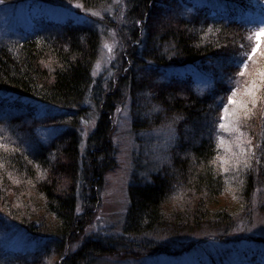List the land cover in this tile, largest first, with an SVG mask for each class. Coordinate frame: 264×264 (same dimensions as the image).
Returning a JSON list of instances; mask_svg holds the SVG:
<instances>
[{"label": "trees", "instance_id": "trees-1", "mask_svg": "<svg viewBox=\"0 0 264 264\" xmlns=\"http://www.w3.org/2000/svg\"><path fill=\"white\" fill-rule=\"evenodd\" d=\"M161 1L153 9L156 0H5L10 5H79L92 14L78 25L62 24L58 33H49V21L40 18L19 38L0 43V223L12 220L34 242L42 237L44 254L56 248L55 264L68 259L71 243L79 240L86 222L84 216L76 215L77 190L88 186L92 190L107 166L110 119L118 106L112 103L114 84L130 88L137 106L134 119L144 118L140 129L164 124L175 134L163 162H149L141 153L134 161L122 227L129 240L122 242V249L145 252L149 257L156 248L169 251L157 245V238L175 239L204 230L197 239L200 242L220 239L218 232L226 238L233 220L250 219L255 197L259 200L256 211L264 215V154L249 157L237 170L223 167L218 159L220 110L239 79L232 58L252 48V40L242 41L252 26L237 19L245 12H255L256 7L244 0H212L233 14L224 16L218 8L204 7L185 18L166 10L169 7L164 9L167 2L172 8L183 4ZM112 2L116 3L107 23L97 13ZM152 10L159 14L155 20ZM108 27L117 37L122 63L110 76V93L97 97L92 66ZM260 51L264 47L253 57L259 60L253 72L262 74L257 79L258 106L250 113L256 125L254 139L264 138V56ZM210 57L218 64L215 71L225 69L229 77L225 82L221 75L209 91L194 93L191 78H179L171 71L165 75L168 66L189 68ZM154 73L164 76L158 87L149 85ZM91 103L99 110V122L82 149L80 121L88 117ZM35 105L57 112L51 121L58 131L47 143L18 127V106L29 109ZM90 197L95 201L93 194ZM109 244L114 249L111 241L104 245L96 238L83 239L66 264H90L110 251ZM9 259L0 264L28 262Z\"/></svg>", "mask_w": 264, "mask_h": 264}, {"label": "rangeland", "instance_id": "rangeland-1", "mask_svg": "<svg viewBox=\"0 0 264 264\" xmlns=\"http://www.w3.org/2000/svg\"><path fill=\"white\" fill-rule=\"evenodd\" d=\"M244 1L249 2L256 8L255 12H245L243 15L241 13V19H237L239 22H248L252 26L250 29H246L244 33L247 36L242 37V41L252 40V47H255L257 43L255 33L264 24V0ZM177 2L183 4L181 5L183 7H179L180 4H178L172 8L167 2L165 5L163 4L164 9L169 7L166 10L185 18L195 15L198 10L204 7L218 8V12H222L224 16L233 14L232 12H226L223 7L220 9V5L215 4L212 0H177ZM115 3L112 2L106 8H103L97 13L98 17H102V19L106 17L107 23L111 22ZM156 3L158 4V0L154 3L153 9ZM91 15L79 5L50 2L10 5V3L3 0V3H0V43L5 42L8 38H19L21 32L31 30L33 23L37 19L39 21L40 18L49 21V33H58L62 31V24L73 23L78 25L79 22ZM150 15L152 17L155 15L153 18L155 20L159 14L153 11ZM151 25L153 26V24ZM110 29L111 27H108V30L106 29L103 33L102 40L99 43L98 57L92 66V78L94 83L97 84L94 96L97 95V97L102 93H110L108 88L110 76L120 68L122 63L118 55L117 37ZM126 36L128 35L126 34ZM261 47H264V42L260 44ZM213 59L212 57L202 58L199 62L189 65V68H179V65L168 66V73L165 75L168 76L171 71L175 76L187 77V80L191 78L192 90L194 93L201 94V92L209 91L214 82L220 81L222 77L225 82L228 81L227 77L229 76L225 69L219 72L215 71L218 64ZM258 61L254 58L249 63V66H252L249 72L238 77L236 83L239 89L235 96L237 103L228 105L229 115L223 121L226 127L221 129L218 126L220 137L218 159L223 167L228 165V167L231 166L232 169L237 170L236 168L239 167L237 165L247 164V161L250 160L249 157L264 154V138L254 139L252 133L254 132L253 135L256 133L254 131L256 125H253L250 118V113L258 106V94L260 93L258 92L259 82L257 79L262 74L259 70L253 72L254 67L259 66ZM155 74H151L153 80L149 85L158 87L157 85H160V80H163L164 76L160 73ZM111 90L114 94L112 96H116L112 100L113 106H118L110 119L112 121L109 134L111 144L107 147V154L109 155L107 166L104 167L101 178L93 182L92 190L88 186L86 189H79L76 192V215L79 217L84 216L86 222L82 228V233L77 236L79 240L71 243L68 251L69 256L64 264L76 253L82 240L89 237L101 240L104 245L110 241L115 245L113 249L109 244L110 251L96 256L90 261V264H264V215L256 211L259 206L257 197L251 200V211L253 213L250 219L240 216L238 219L233 220L229 234L225 233L228 234L226 238H222L223 232H218L221 235L220 239L200 242L197 239L205 230L196 231L195 234L193 232L187 233L186 235L177 236L175 239L165 237L164 240H161L157 238L159 240L157 245L159 247L167 246L169 251L162 253V248L155 247L156 249L149 257L145 252H131L122 249V242L129 240L122 234V227L129 207L128 188L136 165L134 161H137V157L141 153L142 156L140 157L147 158L146 160L149 162L158 164L161 161L163 162V155L169 153L175 134L174 130L170 129V125L165 126L164 124L151 127L148 130L140 129V124L144 121V118L134 119L133 114H135L137 106L133 103L130 88L126 85L117 87L114 84ZM253 92L255 95L252 94ZM230 94L231 92L227 93L224 104L228 103L227 97ZM253 99L256 100L255 105L251 103ZM4 102L7 103L8 101ZM35 106L29 109L18 106L16 114L21 116L18 127H23L22 132L26 134L35 135L36 137L33 139L38 138L40 142L47 143L54 139L58 131L57 124L52 123V118L57 116V112L52 108L47 110L43 105ZM90 107L88 117L85 116L80 121L82 149L86 148L87 143H85V140L95 133L99 122V110L92 103ZM246 112L247 115H245ZM222 114L223 107L220 110V116ZM147 147L149 148L146 149ZM259 148L262 150H259ZM143 162L146 163L145 160ZM91 193L95 199L93 202H91ZM228 196L230 197L229 194ZM229 199L226 198V201ZM3 220L4 222L0 223V261L3 263L9 262V258L14 259L16 257L21 261H28L26 264H55L56 248H51L44 254L43 251L46 250V246L43 245L42 237H36L35 242L31 241L26 237L25 232L15 226L16 223H12L10 219ZM140 241L138 240V243ZM31 259L32 261H30Z\"/></svg>", "mask_w": 264, "mask_h": 264}, {"label": "snow or ice", "instance_id": "snow-or-ice-1", "mask_svg": "<svg viewBox=\"0 0 264 264\" xmlns=\"http://www.w3.org/2000/svg\"><path fill=\"white\" fill-rule=\"evenodd\" d=\"M0 3H3V0H0ZM211 31V29H210ZM255 37H256V45L255 47H252L250 51L247 52H240L238 54H235L232 58V63L239 68V72L236 73L237 76H244L246 74V72H248L249 70V62L253 60V57L256 55L257 51L260 49V44L262 42H264V24H262L259 29L256 31L255 33ZM241 47H243V45H241ZM260 56H264V51H260ZM247 57L246 59L244 57ZM231 79V78H230ZM255 87V86H254ZM238 91L237 87H234L232 89H230L231 94L227 97V104H223V114L219 117L220 119V123H219V127L221 129H224L226 127L225 123H223V121L228 117L229 115V107L228 105L230 104H236L237 101L235 99L236 93ZM253 95H255V93H252ZM251 103L253 105H255L256 100L253 99L251 101ZM245 115H247V112L245 113Z\"/></svg>", "mask_w": 264, "mask_h": 264}]
</instances>
